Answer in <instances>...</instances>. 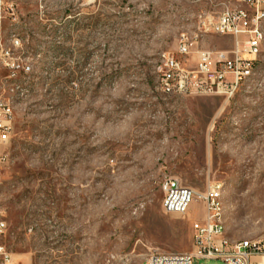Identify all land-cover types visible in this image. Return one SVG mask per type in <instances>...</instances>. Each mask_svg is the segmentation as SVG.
Wrapping results in <instances>:
<instances>
[{"label": "rangeland", "instance_id": "1", "mask_svg": "<svg viewBox=\"0 0 264 264\" xmlns=\"http://www.w3.org/2000/svg\"><path fill=\"white\" fill-rule=\"evenodd\" d=\"M226 6L253 16L244 0H18L2 34L21 39L18 60L32 68L11 79L0 62V92L15 106L0 147L10 156L6 264H141L152 251H195L205 205L165 213L169 175L198 191L220 182L230 238H264V44L229 99L165 91L157 72L167 52L189 68L200 49L232 56L228 34H203L189 55L177 48L199 14Z\"/></svg>", "mask_w": 264, "mask_h": 264}, {"label": "built area", "instance_id": "2", "mask_svg": "<svg viewBox=\"0 0 264 264\" xmlns=\"http://www.w3.org/2000/svg\"><path fill=\"white\" fill-rule=\"evenodd\" d=\"M253 10L251 17L248 8L226 6L217 15L199 14L198 31L193 34H181L178 41V52L189 55L203 34L218 33L234 37L235 48L232 56L226 50L200 49L195 68H189L173 54L163 55L162 63L157 72L165 91H173L183 95L221 94L231 98L246 82L248 69L261 53L264 44V0H244ZM18 0H0V62L9 69L8 78H14L19 71L29 73L31 65L18 62L22 42L12 35L5 40L2 34L4 20L16 18ZM250 20L251 24L245 23ZM240 36L245 39L240 40ZM244 43L245 50H241ZM17 83H11L15 90ZM8 99L0 92V147L10 140L14 121L15 106H8ZM6 148V147H4ZM0 152V181L3 169L10 162L6 149ZM165 193L163 209L165 213H186L194 201L203 202L205 216L202 220L193 222V244L195 251L185 253H166L152 251L147 254L141 264H193L195 259H218L220 264H264V238L252 244L235 242L227 244L226 236L217 227V219L223 214L220 205V182L208 185L205 191H198L182 183L174 175L166 176L162 182ZM8 231V222L4 210L0 207V236ZM10 259L9 252L0 245V264H6ZM129 260V258H127Z\"/></svg>", "mask_w": 264, "mask_h": 264}, {"label": "bare ground", "instance_id": "3", "mask_svg": "<svg viewBox=\"0 0 264 264\" xmlns=\"http://www.w3.org/2000/svg\"><path fill=\"white\" fill-rule=\"evenodd\" d=\"M256 61H257V59H255L253 61V64L251 65V69H248V73H247L246 79L254 71ZM18 62H19V60H18ZM8 106H14L13 99H8ZM221 192H222V186L220 184V205H221V208L224 209L223 203L221 201ZM217 227L220 229L221 232H223V235L226 236L227 244H235V242H241V243H244V244H252L253 242H258V241L261 240V239H253V238H250V239L232 240L230 238V236L228 235L227 230H226V226H225V222H224V212H223V214L220 215V218L217 219Z\"/></svg>", "mask_w": 264, "mask_h": 264}]
</instances>
